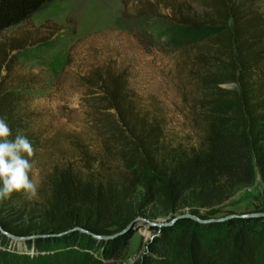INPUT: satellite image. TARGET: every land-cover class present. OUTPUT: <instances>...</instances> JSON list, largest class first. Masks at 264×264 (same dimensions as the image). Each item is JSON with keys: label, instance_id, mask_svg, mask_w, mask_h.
Returning a JSON list of instances; mask_svg holds the SVG:
<instances>
[{"label": "trees", "instance_id": "1", "mask_svg": "<svg viewBox=\"0 0 264 264\" xmlns=\"http://www.w3.org/2000/svg\"><path fill=\"white\" fill-rule=\"evenodd\" d=\"M54 1L0 0V35ZM201 1L206 15L186 0H123L124 15L158 16L168 9L182 26L221 28L196 55V75L206 90L199 145L167 143L162 125L138 109L127 71L93 66L84 81L102 94L108 114L101 116L127 168L98 166V155L78 142L82 165L54 167L38 215L26 218L27 211L16 208L23 194L0 201V264H117L151 205L165 214L188 207L206 222L181 217L154 227L135 264H264V217L248 215L264 212V201L254 212L218 216L227 201L254 185L258 172L264 176V11L258 0ZM30 43L26 33L0 42V118L12 139L19 134L29 141V115L8 75L16 52Z\"/></svg>", "mask_w": 264, "mask_h": 264}, {"label": "rangeland", "instance_id": "2", "mask_svg": "<svg viewBox=\"0 0 264 264\" xmlns=\"http://www.w3.org/2000/svg\"><path fill=\"white\" fill-rule=\"evenodd\" d=\"M186 1L193 12L206 15L201 0ZM258 3L264 11V0ZM123 11V0H55L30 21L11 26L0 35L1 42L26 33L31 42L16 52L8 75L10 85L21 92L22 110L29 115L27 131L36 150L33 174L40 198L30 201L23 195L16 206L27 211L26 218L43 210L55 166L82 165L78 142L98 155V166L114 171L127 168L117 144L110 140V126L101 116L108 114L102 112V94L84 81L93 66L109 63L116 70L127 71L138 109L162 125L167 143L197 147L204 135L199 104L206 90L196 75V55L206 39L221 28L182 26L169 18L168 9L160 10L158 16L138 18ZM2 74H7L6 69ZM224 86L237 88L232 83ZM110 113L114 115L111 120H116L115 111ZM143 192L140 186L137 198ZM263 201L264 176L258 172L254 185L227 201L218 216L254 212ZM185 213H191L190 208L165 214L151 205L139 217L164 223ZM154 235L155 228L141 222L117 264H135Z\"/></svg>", "mask_w": 264, "mask_h": 264}, {"label": "clouds", "instance_id": "3", "mask_svg": "<svg viewBox=\"0 0 264 264\" xmlns=\"http://www.w3.org/2000/svg\"><path fill=\"white\" fill-rule=\"evenodd\" d=\"M0 118V201L20 193L28 200H38L39 184L34 179L33 158L36 150L31 141L17 134Z\"/></svg>", "mask_w": 264, "mask_h": 264}, {"label": "water", "instance_id": "4", "mask_svg": "<svg viewBox=\"0 0 264 264\" xmlns=\"http://www.w3.org/2000/svg\"><path fill=\"white\" fill-rule=\"evenodd\" d=\"M248 215L257 216V217H264V212H262V213H252V214H248ZM233 216H238V214H233V215H230L229 217H233ZM181 217H191V218H193L195 220L206 222V220H202L198 216L192 215L191 213H185L183 215H179L176 218L172 219L169 223H167V222L158 223V222L147 220L145 218H139L138 220L143 222V223H148L152 227H158V226H163V225H166V224H171V223L175 222L177 219H179ZM216 220H222V219L221 218L220 219H214L213 218V219H210L209 221H216Z\"/></svg>", "mask_w": 264, "mask_h": 264}]
</instances>
